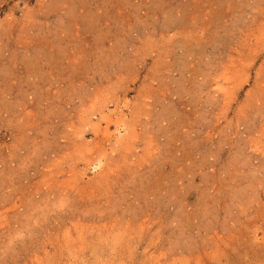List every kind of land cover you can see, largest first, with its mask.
<instances>
[{
    "label": "rangeland",
    "instance_id": "374dc122",
    "mask_svg": "<svg viewBox=\"0 0 264 264\" xmlns=\"http://www.w3.org/2000/svg\"><path fill=\"white\" fill-rule=\"evenodd\" d=\"M0 264H264V0H0Z\"/></svg>",
    "mask_w": 264,
    "mask_h": 264
}]
</instances>
